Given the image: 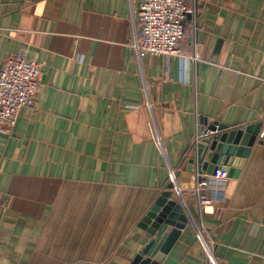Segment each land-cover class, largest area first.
<instances>
[{
  "label": "crops",
  "instance_id": "crops-1",
  "mask_svg": "<svg viewBox=\"0 0 264 264\" xmlns=\"http://www.w3.org/2000/svg\"><path fill=\"white\" fill-rule=\"evenodd\" d=\"M142 1L0 0V67L22 53L41 68L34 104L0 125V264H132L172 171L189 223L161 264H213L201 224L217 264H264V134L209 211L184 163L201 117L264 118V0H190L196 63L137 57Z\"/></svg>",
  "mask_w": 264,
  "mask_h": 264
},
{
  "label": "built area",
  "instance_id": "built-area-1",
  "mask_svg": "<svg viewBox=\"0 0 264 264\" xmlns=\"http://www.w3.org/2000/svg\"><path fill=\"white\" fill-rule=\"evenodd\" d=\"M195 12V5H192L190 0H143L135 12L133 25L131 46L137 57L141 59L146 54L166 57L175 55L188 57L195 63L199 61L202 52L195 29L189 33L185 24L189 20L187 14L191 13L193 16ZM189 35L193 37L191 54L185 53L181 48V43L188 39ZM40 75L39 63L28 59L22 53L10 55L1 65L0 125L3 132L11 133L21 110L34 104L41 86ZM146 104L151 110L154 108L151 101H146ZM263 134L264 118L258 135ZM199 138L197 133L196 140ZM171 179L176 182L175 171L171 172ZM226 179L227 172L218 170L215 174L205 175L201 181L197 180L192 187L191 190L204 211L213 209L215 204L224 198L223 185ZM197 233L204 243L205 260L217 264L211 242L206 238L202 224L197 226Z\"/></svg>",
  "mask_w": 264,
  "mask_h": 264
},
{
  "label": "water",
  "instance_id": "water-1",
  "mask_svg": "<svg viewBox=\"0 0 264 264\" xmlns=\"http://www.w3.org/2000/svg\"><path fill=\"white\" fill-rule=\"evenodd\" d=\"M192 17L191 13L187 18ZM199 139L190 148L185 159L188 172H195L198 181L205 175L215 174L218 170L227 172L230 178H237L242 166L255 145L262 121L231 127L219 120L209 121L201 117ZM177 172L176 177L180 176ZM175 184L171 181L140 224L146 228L152 238L135 257L132 264H161L173 245L188 225L189 218L180 202L173 198Z\"/></svg>",
  "mask_w": 264,
  "mask_h": 264
}]
</instances>
